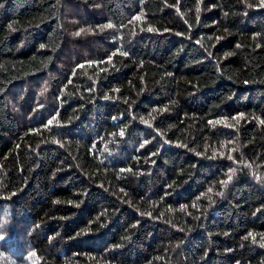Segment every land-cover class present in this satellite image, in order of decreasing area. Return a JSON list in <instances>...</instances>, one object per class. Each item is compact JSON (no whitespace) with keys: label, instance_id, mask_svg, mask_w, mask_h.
I'll return each mask as SVG.
<instances>
[{"label":"trees","instance_id":"obj_1","mask_svg":"<svg viewBox=\"0 0 264 264\" xmlns=\"http://www.w3.org/2000/svg\"><path fill=\"white\" fill-rule=\"evenodd\" d=\"M261 121L264 0H0V264H264Z\"/></svg>","mask_w":264,"mask_h":264},{"label":"snow or ice","instance_id":"obj_2","mask_svg":"<svg viewBox=\"0 0 264 264\" xmlns=\"http://www.w3.org/2000/svg\"><path fill=\"white\" fill-rule=\"evenodd\" d=\"M133 19L139 21V20H140V16H135ZM105 27H106V28H112L113 25H112L111 23H109V24H106ZM149 30H151V29H149ZM83 31H84V29H80V32H83ZM80 32H77L76 35H80ZM124 54L127 55V53H124ZM81 67H82V66H81ZM50 123H51V122H49V124H50ZM145 123H146V122H145ZM217 123H221V121H217ZM261 123H264V121H261ZM123 134H124L123 131H121L120 135L123 136ZM142 146H143V145H142ZM105 151H107V148L105 149ZM229 158H231V157H229ZM231 179H232V176L230 175V176L228 177V180L230 181ZM209 191H211V189H209ZM248 237H251V239L253 240V242H256V236L253 235L252 233H249V234H248ZM248 237H246V239H247ZM0 239H3V237H0ZM262 246H264V245H262Z\"/></svg>","mask_w":264,"mask_h":264},{"label":"rangeland","instance_id":"obj_3","mask_svg":"<svg viewBox=\"0 0 264 264\" xmlns=\"http://www.w3.org/2000/svg\"><path fill=\"white\" fill-rule=\"evenodd\" d=\"M78 16L82 18L83 14H80V15H78Z\"/></svg>","mask_w":264,"mask_h":264}]
</instances>
